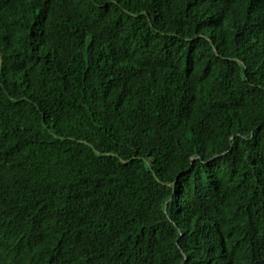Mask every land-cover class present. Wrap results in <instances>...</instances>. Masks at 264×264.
<instances>
[{
  "label": "trees",
  "instance_id": "obj_1",
  "mask_svg": "<svg viewBox=\"0 0 264 264\" xmlns=\"http://www.w3.org/2000/svg\"><path fill=\"white\" fill-rule=\"evenodd\" d=\"M0 264H264V0H0Z\"/></svg>",
  "mask_w": 264,
  "mask_h": 264
}]
</instances>
